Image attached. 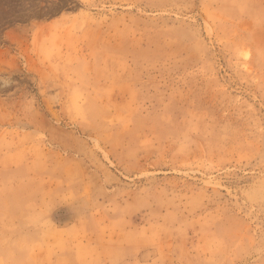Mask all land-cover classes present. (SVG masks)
I'll return each mask as SVG.
<instances>
[{
	"label": "rangeland",
	"instance_id": "rangeland-1",
	"mask_svg": "<svg viewBox=\"0 0 264 264\" xmlns=\"http://www.w3.org/2000/svg\"><path fill=\"white\" fill-rule=\"evenodd\" d=\"M0 264H264V0H0Z\"/></svg>",
	"mask_w": 264,
	"mask_h": 264
}]
</instances>
